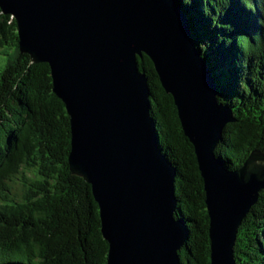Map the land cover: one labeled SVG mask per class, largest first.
I'll use <instances>...</instances> for the list:
<instances>
[{
    "label": "water",
    "instance_id": "95a60500",
    "mask_svg": "<svg viewBox=\"0 0 264 264\" xmlns=\"http://www.w3.org/2000/svg\"><path fill=\"white\" fill-rule=\"evenodd\" d=\"M18 48L46 63L69 118L71 174L90 186L106 264H182L176 170L151 113L147 59L193 148L208 215L210 264H236L238 227L264 190V153L237 169L216 156L236 120L220 99L181 0H0Z\"/></svg>",
    "mask_w": 264,
    "mask_h": 264
},
{
    "label": "trees",
    "instance_id": "16d2710c",
    "mask_svg": "<svg viewBox=\"0 0 264 264\" xmlns=\"http://www.w3.org/2000/svg\"><path fill=\"white\" fill-rule=\"evenodd\" d=\"M233 113L215 150L228 169L264 153V0H181ZM151 113L176 170V213L188 236L182 264H210L208 215L193 148L150 62ZM69 118L46 63L18 48L16 22L0 10V264H106L108 244L90 186L70 173ZM236 264H264V190L237 230Z\"/></svg>",
    "mask_w": 264,
    "mask_h": 264
}]
</instances>
